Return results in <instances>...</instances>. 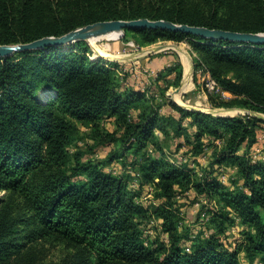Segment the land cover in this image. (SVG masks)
Segmentation results:
<instances>
[{
    "label": "trees",
    "instance_id": "obj_1",
    "mask_svg": "<svg viewBox=\"0 0 264 264\" xmlns=\"http://www.w3.org/2000/svg\"><path fill=\"white\" fill-rule=\"evenodd\" d=\"M160 1L151 7L138 3L122 10L46 16L43 9L35 12L34 0H0V44L62 35L114 18H164L264 32V4L260 0H246L248 5L244 6L239 2L227 5L226 0ZM133 32L140 34L144 43L191 39L198 51V64L206 65L222 89L264 111V44L163 28L126 29L127 35ZM89 50L87 42L80 40L0 56V189L23 199V210H16L2 206L0 197V264L23 244L54 233L85 246L88 253L82 264H241L240 247L229 248L220 236L234 221L232 211L250 228L242 245L246 256L264 261V160H253L249 155L258 141V123L264 118L215 115L177 103L173 106L180 114L167 115L147 90L124 86L118 63L108 65L103 58L92 59ZM174 70L175 84H179L181 65L169 68L170 73ZM105 117H115L124 129L126 148L139 155L135 167L146 182L155 185L156 195L165 202L151 209L143 206L127 178L70 151L69 146L81 137L80 123L99 122ZM166 121L174 122L176 136L186 132L184 136L196 154L208 136L225 138L220 160L237 165L239 181L249 191L223 190L212 171L193 180L190 169L150 154L147 147L155 129ZM186 122L188 127H196L194 133L188 132ZM192 183L199 193L211 199L218 196L223 206L213 210L208 223L217 231L208 236H203V231L197 233L192 251L187 252L184 238H190L193 229L180 234L179 212L172 198L177 187L184 191ZM153 215L163 219V230L171 237L169 246L160 243L157 250L145 244L138 222V218Z\"/></svg>",
    "mask_w": 264,
    "mask_h": 264
},
{
    "label": "rangeland",
    "instance_id": "obj_2",
    "mask_svg": "<svg viewBox=\"0 0 264 264\" xmlns=\"http://www.w3.org/2000/svg\"><path fill=\"white\" fill-rule=\"evenodd\" d=\"M15 3H22L29 0H8ZM35 12L41 13L42 9L46 16L53 14L70 15L69 12H101L108 10H122L130 5L135 6L141 3L144 6L151 7L159 5L160 0H34ZM264 4V0H260ZM203 4V1H200ZM239 2L242 6L248 5L246 0H226V4ZM227 4V5H228ZM226 8H228L226 6ZM225 10V8H224ZM191 39L174 40L160 39L153 43H144L140 34L126 32L118 37H109L101 35L93 44L86 41L89 46V55L92 59L103 58L104 63L119 64L118 72L124 86H134L147 90L149 96L153 95L156 104H162V112L167 115L178 116L180 111L173 106V103L193 109L192 107L207 110L220 108H229L224 114L215 115L222 116H257L254 112H260L264 115V111L255 109L247 105L244 98L233 94L229 90L218 91L212 89L208 83V69L205 64H198V51ZM173 44L175 46L159 49V45ZM96 47H101L108 53L117 55L143 52L144 50L154 47V49L141 56L125 59V58H109L105 55L97 54ZM183 48L191 56L193 83L194 86L182 93L183 103L174 99L176 88L182 86L185 79V59L180 48ZM107 50V51H106ZM152 52V53H151ZM182 68V78L179 84H175L177 72L170 73L169 68L180 66ZM161 77L158 79V77ZM159 86L163 90H160ZM182 91V90H181ZM180 91V92H181ZM210 96L214 98L211 99ZM219 102V103H217ZM234 111V113H228ZM259 117V116H258ZM161 128L155 129L151 143L147 150L150 154L167 160L179 166H185L193 173V180L203 178L212 171V175L216 176L223 190L239 191L247 188L242 186L239 181L238 167L234 163L226 160H220L226 147L225 138H215L208 136L203 149L197 154L193 151L191 141L183 136H176L173 130L174 122H161ZM188 132L194 133L195 126L188 127ZM81 137L69 146L71 152H80V156L84 160H91L98 163L106 171L112 172L118 176H123L129 180L130 187L139 195L137 200L143 206L152 208L154 204L165 202V198L156 195L155 185L146 182L142 177V172L135 167V160L138 158L134 149H128L123 139V128L120 127L115 117H105L99 122L80 123ZM246 144H243V148ZM141 154V153H140ZM250 157L253 160H264V122L258 123V141L251 146ZM80 178V177H78ZM0 197L3 198L2 206L10 205L16 210H23L22 197L13 192H7L6 189H0ZM174 208L178 210L180 223L178 230L180 234L190 233L193 229L191 237H185L184 249L187 252L192 251L196 234L203 231V236H208L212 232H216L217 228L209 225L210 218L214 209L223 206L218 196L212 199L205 193L198 192L194 184L182 191L177 187V191L172 198ZM1 203V202H0ZM233 223L221 232L220 236L229 248L240 247L241 264H264L259 257L250 260L242 248L246 240V231L249 226L241 221V217L234 211L231 212ZM142 229V236L145 244L152 249H156L160 243L169 246L171 243L170 234L163 230V219L153 215L150 219H139ZM157 250V249H156ZM88 253L84 245L68 239L60 234H49L42 238L33 240L18 250L12 252L2 264H82L83 258ZM158 254H163L157 252ZM116 264V262L111 263Z\"/></svg>",
    "mask_w": 264,
    "mask_h": 264
},
{
    "label": "water",
    "instance_id": "obj_3",
    "mask_svg": "<svg viewBox=\"0 0 264 264\" xmlns=\"http://www.w3.org/2000/svg\"><path fill=\"white\" fill-rule=\"evenodd\" d=\"M163 28L172 31H183L191 34L199 35L205 38H219L237 42H247L253 44H264V32H252V31H238L229 30L223 28H211L202 25H193L189 23H179L172 20L160 18L152 19L149 17H139L133 19L114 18L108 20H98L91 22L75 29H72L62 35H47L41 38L29 42H18L11 44H0V56L12 55L15 52L34 50L49 45H62L71 44L76 41L85 40L89 41L92 37L99 36L101 34L122 31L123 34L127 28ZM159 49H163L169 46H175L173 44L159 45ZM138 52H133L136 54ZM152 53V52H151ZM184 81V80H183ZM183 83V82H182ZM182 90V86L176 88V93ZM193 109H202L192 107ZM229 108H220L214 110H207L217 114H224V111ZM206 111V110H204ZM255 115L264 118V115L260 112H254Z\"/></svg>",
    "mask_w": 264,
    "mask_h": 264
},
{
    "label": "bare ground",
    "instance_id": "obj_4",
    "mask_svg": "<svg viewBox=\"0 0 264 264\" xmlns=\"http://www.w3.org/2000/svg\"><path fill=\"white\" fill-rule=\"evenodd\" d=\"M122 33H123L122 31H113V32H109V33H105V34H101V35H107V36L112 38V37H118V36L122 35ZM101 35H99V36H101ZM99 36L92 37L91 39H89V41H91L94 44ZM153 49H154V47H151V48H148V49L144 50L143 52H138L136 54L129 55V53H127V54L117 55V54L112 53V52L111 53L105 52V50L102 49L101 47H96V52H97V54H100V55L102 54V55L108 56L109 58L132 59V58L141 56V55H143L145 53H148V52L152 51ZM180 50H181V53H182V55L184 56V59H185V66H186V68H185V79H184V82H183L182 91L179 92V93H176L174 95V99H176L180 103H183L182 93L194 86V83H193V70H192V64L193 63H192L191 56L187 53V51L184 50L183 48H180ZM234 111H239V110L238 109H235L233 111L231 110L228 113H234Z\"/></svg>",
    "mask_w": 264,
    "mask_h": 264
},
{
    "label": "built area",
    "instance_id": "obj_5",
    "mask_svg": "<svg viewBox=\"0 0 264 264\" xmlns=\"http://www.w3.org/2000/svg\"><path fill=\"white\" fill-rule=\"evenodd\" d=\"M207 76H208V80H209L208 85L212 89H217L218 91H222L224 94L226 93L225 91H223L221 89V87L219 86L218 82L211 76V74L209 72H207Z\"/></svg>",
    "mask_w": 264,
    "mask_h": 264
},
{
    "label": "crops",
    "instance_id": "obj_6",
    "mask_svg": "<svg viewBox=\"0 0 264 264\" xmlns=\"http://www.w3.org/2000/svg\"><path fill=\"white\" fill-rule=\"evenodd\" d=\"M131 54H133V53H129V55H131ZM122 55V54H121Z\"/></svg>",
    "mask_w": 264,
    "mask_h": 264
}]
</instances>
